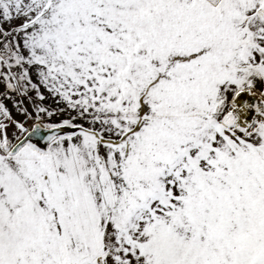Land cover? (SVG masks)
<instances>
[{"label": "snow or ice", "instance_id": "obj_1", "mask_svg": "<svg viewBox=\"0 0 264 264\" xmlns=\"http://www.w3.org/2000/svg\"><path fill=\"white\" fill-rule=\"evenodd\" d=\"M0 85V264H264V0H0Z\"/></svg>", "mask_w": 264, "mask_h": 264}, {"label": "rangeland", "instance_id": "obj_2", "mask_svg": "<svg viewBox=\"0 0 264 264\" xmlns=\"http://www.w3.org/2000/svg\"><path fill=\"white\" fill-rule=\"evenodd\" d=\"M2 89H3V85H0V93H2ZM9 96H11L12 98L11 99H8L6 102L8 104V107L9 108H12L14 110V114H16V103L18 100H20V97L18 96H13V94L9 93ZM2 98V97H0ZM22 103L24 105H28L30 106L32 101L29 100V99H24L22 100ZM46 104L52 106V107H55V102L51 99V98H48L46 101H45ZM17 118H21L19 116H17Z\"/></svg>", "mask_w": 264, "mask_h": 264}]
</instances>
